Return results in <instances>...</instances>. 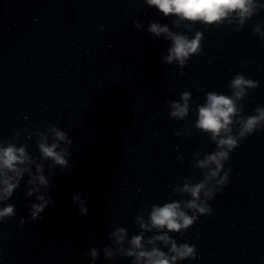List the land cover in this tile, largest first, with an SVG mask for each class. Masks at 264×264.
Masks as SVG:
<instances>
[{
    "label": "clouds",
    "instance_id": "clouds-1",
    "mask_svg": "<svg viewBox=\"0 0 264 264\" xmlns=\"http://www.w3.org/2000/svg\"><path fill=\"white\" fill-rule=\"evenodd\" d=\"M164 17L172 16L174 30L160 20L148 22L147 31L155 38L169 42L161 59L166 64L183 68L196 54L203 53L205 33L194 29L195 24L209 27L228 25L236 31L243 29L253 17L264 11V0H145ZM135 27L143 30L144 23L136 21ZM253 32L264 40V21H257ZM249 60H244L247 64ZM259 81L242 72L235 73L228 83L230 92L207 91L202 103L196 105V119L193 125L177 135H190L192 127L208 134L215 149L201 154L197 151L192 167L201 170V178L194 180L185 176L176 184L173 192L181 198L153 203L147 212L135 215L140 231L129 234L126 226L120 225L107 233L109 243L102 252L105 258L116 262L120 257L131 258V264H183L185 260H197L194 243L179 241L175 233L183 234L201 215H211L209 203L230 182L232 169L226 167L232 152L240 141L258 129H264V104L258 105L252 113L244 114L242 101L250 89L257 88ZM169 116L177 120L187 118L192 110V92L185 90L179 98L167 101ZM21 133L0 139V223L17 215L16 203L12 199L21 183H26L29 217H21L23 225L27 219H42V213L55 205L51 194L52 170L71 169L73 137L59 124H49L46 129H35L28 136H34L39 155L29 150L27 142H18ZM183 160V154L177 156ZM82 216L89 212L87 193L80 191L72 196ZM148 233H151L148 235ZM2 252V250H0ZM101 249L91 247L89 255L95 261ZM0 264L3 256L0 255Z\"/></svg>",
    "mask_w": 264,
    "mask_h": 264
}]
</instances>
